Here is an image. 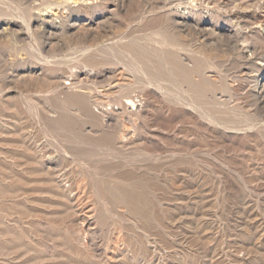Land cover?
Wrapping results in <instances>:
<instances>
[{"label":"rangeland","instance_id":"obj_1","mask_svg":"<svg viewBox=\"0 0 264 264\" xmlns=\"http://www.w3.org/2000/svg\"><path fill=\"white\" fill-rule=\"evenodd\" d=\"M64 3L0 0V264H264V0Z\"/></svg>","mask_w":264,"mask_h":264},{"label":"bare ground","instance_id":"obj_2","mask_svg":"<svg viewBox=\"0 0 264 264\" xmlns=\"http://www.w3.org/2000/svg\"><path fill=\"white\" fill-rule=\"evenodd\" d=\"M62 1H63V3L64 4H66V3H73V4H76V3H79V0H61V4H62ZM189 1H197V0H189ZM82 2H84V1H82ZM86 3V2H85ZM199 5V4H198ZM186 7V6H185ZM51 9V8H50ZM52 14V13H51ZM53 14L55 15V13L53 12ZM257 19V18H256ZM259 24H261V22L259 23ZM258 27V26H257ZM139 47V46H138ZM146 57V56H145ZM139 62V61H138ZM130 63V62H129ZM140 64V63H139ZM146 68V67H145ZM152 68V67H151ZM181 68V67H180ZM177 77V76H176ZM119 85H120V83H118ZM112 85V84H111ZM115 85H117V84H115ZM115 85H113V86H115ZM119 85H117V86H119ZM77 87V86H76ZM214 96V95H213ZM203 97V96H202ZM174 99V98H173ZM176 100V99H175ZM136 101V100H135ZM135 101H134V104H135ZM188 101V100H187ZM90 102V101H89ZM107 102V101H106ZM132 103L133 101L131 100V99H127V104L128 103ZM130 103V104H131ZM133 104V103H132ZM123 105V104H122ZM132 106V105H131ZM124 108V107H123ZM140 108V107H139ZM194 109V108H193ZM136 110V109H135ZM204 110V109H203ZM204 115V114H203ZM201 116H202V114H201ZM202 118V117H201ZM215 121V120H214ZM232 121V120H231ZM54 122V121H53ZM226 125V124H225ZM68 128V127H67ZM235 128V127H234ZM232 129V128H231ZM181 134V133H180ZM82 136V135H81ZM86 137V136H85ZM121 138V137H120ZM101 139H103V142L104 143H106V144H114L113 142H115L114 140H115V137H114V135L113 134H111V133H108V132H105L103 135H102V138ZM102 145V144H101ZM130 150V149H129ZM113 151V150H112ZM109 154V153H108ZM181 155V154H180ZM184 156V155H183ZM97 187V186H96ZM106 187V186H105ZM122 188V187H121ZM116 190H117V188H115ZM115 189H113V188H109L108 190V193L109 194H111V196H112V199L114 200V201H116V202H118V203H126V202H133L134 200H132L131 199V197H129V195L127 194V193H129V192H127L126 193V189H122L121 191H120V188L116 191ZM131 191V190H130ZM133 198H134V195L132 196ZM136 198V197H135ZM136 200V199H135ZM137 201V200H136ZM135 203H137V202H135ZM138 206V205H137ZM136 205H133V209L132 210H134V212H136L137 214L139 213V212H141V210L139 209V207H137ZM141 208V207H140ZM139 214H142V212L141 213H139Z\"/></svg>","mask_w":264,"mask_h":264}]
</instances>
